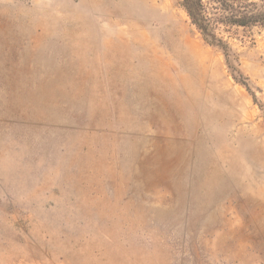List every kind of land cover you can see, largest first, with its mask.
Returning a JSON list of instances; mask_svg holds the SVG:
<instances>
[{
  "label": "rangeland",
  "instance_id": "rangeland-1",
  "mask_svg": "<svg viewBox=\"0 0 264 264\" xmlns=\"http://www.w3.org/2000/svg\"><path fill=\"white\" fill-rule=\"evenodd\" d=\"M224 35L233 70L179 0H0V264H264V29Z\"/></svg>",
  "mask_w": 264,
  "mask_h": 264
},
{
  "label": "trees",
  "instance_id": "trees-1",
  "mask_svg": "<svg viewBox=\"0 0 264 264\" xmlns=\"http://www.w3.org/2000/svg\"><path fill=\"white\" fill-rule=\"evenodd\" d=\"M203 40L221 50L228 66L237 60L225 33L233 29H264V0H179Z\"/></svg>",
  "mask_w": 264,
  "mask_h": 264
},
{
  "label": "bare ground",
  "instance_id": "bare-ground-1",
  "mask_svg": "<svg viewBox=\"0 0 264 264\" xmlns=\"http://www.w3.org/2000/svg\"><path fill=\"white\" fill-rule=\"evenodd\" d=\"M159 45L169 54L170 60L176 61L178 68L187 67L192 62H197V60L203 58L200 48L191 41L187 34L179 29H175L170 40L165 42L160 40Z\"/></svg>",
  "mask_w": 264,
  "mask_h": 264
}]
</instances>
